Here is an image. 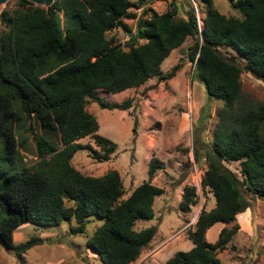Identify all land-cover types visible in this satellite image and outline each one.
Instances as JSON below:
<instances>
[{
	"label": "trees",
	"instance_id": "16d2710c",
	"mask_svg": "<svg viewBox=\"0 0 264 264\" xmlns=\"http://www.w3.org/2000/svg\"><path fill=\"white\" fill-rule=\"evenodd\" d=\"M145 1L17 0V5L0 9V243L17 256L40 239L14 241V228L26 221L49 225L73 217L71 231L82 232L90 216L101 217L85 245L104 264H128L150 241L157 225L134 224L154 214L153 199L163 188L150 177L164 165L162 160L152 156L148 178L121 198L117 169L86 174L71 159L80 147L97 159L109 158L116 147L114 140L97 133L98 120L85 103L91 98L126 108L131 97L107 101L97 89L114 92L154 74L161 79L173 75L181 60L165 73L160 63L187 35L193 37L187 55L194 62V77L208 96L223 101L200 179L214 195V204L201 209L194 227L187 229L193 244L175 250L162 264H221L217 252L237 231L236 213L251 205V197L264 198V101H244L240 80L242 68L264 79V0H228L238 15L225 14L213 0H201V27L191 8L181 16L175 5L163 11L143 7L150 13L137 18L128 47L111 42L106 30H131L123 17L132 4ZM221 44L234 49L244 64L222 54ZM35 122L40 132L34 130ZM21 126L33 132L37 159L32 163L25 162L18 146L25 145ZM90 133L98 148L78 140ZM224 159H238L240 173ZM195 201V185L184 184L179 208L188 211ZM217 220L224 224L215 240H208L205 230Z\"/></svg>",
	"mask_w": 264,
	"mask_h": 264
},
{
	"label": "rangeland",
	"instance_id": "374dc122",
	"mask_svg": "<svg viewBox=\"0 0 264 264\" xmlns=\"http://www.w3.org/2000/svg\"><path fill=\"white\" fill-rule=\"evenodd\" d=\"M213 3L225 14H239L228 0H213ZM15 5L17 0H6L0 9ZM172 5L177 7L181 16H186L187 11L193 9L201 27L205 10L201 0H146L140 6L132 4L130 14L123 17L131 30L114 26L106 30L105 35L111 42L127 48V39L130 31L134 30L137 18L150 13L149 9L144 13L143 7L163 11ZM2 27L0 22V30ZM192 41L193 37L187 35L161 61L160 71L165 73L181 60L173 75L161 79L154 74L138 85L114 92L97 89L107 101L131 97L130 106L108 107L91 98L85 103L98 120L97 133L114 140L116 147L106 159L91 156L89 148H78L71 161L81 172L97 175L109 168L117 169L123 183L120 197L124 198L136 184L148 178V161L152 156H157L164 164L150 177L151 182L163 188L153 199L154 214L148 219H138L134 224L135 227H142L155 223L156 232L128 264H160L163 257L167 258L175 250L189 248L191 239L186 236L187 229L194 227L201 209H208L214 204V195L208 186H202L200 179L206 168L204 150L212 141L218 109L223 101L208 96L203 83L194 77V62L187 55ZM217 47L225 56L232 57L240 65L244 64L243 57L231 47L223 44ZM240 80L244 101H264V79L242 68ZM34 130L41 131L37 122ZM20 134L25 140L24 146L18 143L22 157L25 162L32 163L37 159L33 132L21 126ZM78 140L98 148L91 133ZM223 162L240 173L238 159H224ZM187 183L195 185L196 201L188 211H182L179 200L182 186ZM250 199L251 205L236 214L237 231L227 246L217 252L221 264H264V198L253 196ZM101 220L99 216H90L82 232L71 231L70 226L76 223L73 217L49 225L23 222L13 230L14 241L39 236V242L26 248L22 256H17L13 249L0 243V264H104L100 256L85 245L87 235ZM231 224L227 223L228 226ZM155 250L161 252L159 257L154 255Z\"/></svg>",
	"mask_w": 264,
	"mask_h": 264
},
{
	"label": "crops",
	"instance_id": "0c3cea01",
	"mask_svg": "<svg viewBox=\"0 0 264 264\" xmlns=\"http://www.w3.org/2000/svg\"><path fill=\"white\" fill-rule=\"evenodd\" d=\"M246 208V207H245ZM237 214V213H236ZM224 224V222H222V221H219V220H217V221H215V222H213L211 225H209L207 228H206V230H205V236H206V238L208 239V240H215V238L217 237V235H218V231H219V229L221 228V226ZM187 236V235H186ZM188 237V236H187ZM193 244V242H192V240H191V242H189V244H188V247H190L191 245ZM161 252H157V250H155V254L154 255H156V257H159L158 255L160 254ZM169 257V256H168ZM166 258L165 257H163L162 259H161V261H160V264H162L163 262H164V260H165ZM159 260V259H158Z\"/></svg>",
	"mask_w": 264,
	"mask_h": 264
},
{
	"label": "water",
	"instance_id": "95a60500",
	"mask_svg": "<svg viewBox=\"0 0 264 264\" xmlns=\"http://www.w3.org/2000/svg\"><path fill=\"white\" fill-rule=\"evenodd\" d=\"M5 1L6 0H0V6ZM21 1H23V2H34V3H40V4H47V3H50L52 0H21ZM47 240H49V239L47 238Z\"/></svg>",
	"mask_w": 264,
	"mask_h": 264
}]
</instances>
